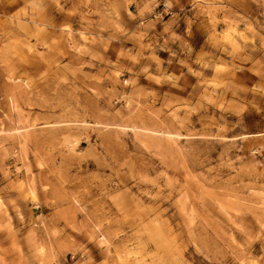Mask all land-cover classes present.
<instances>
[{"label": "rangeland", "instance_id": "374dc122", "mask_svg": "<svg viewBox=\"0 0 264 264\" xmlns=\"http://www.w3.org/2000/svg\"><path fill=\"white\" fill-rule=\"evenodd\" d=\"M0 264H264V0H0Z\"/></svg>", "mask_w": 264, "mask_h": 264}]
</instances>
